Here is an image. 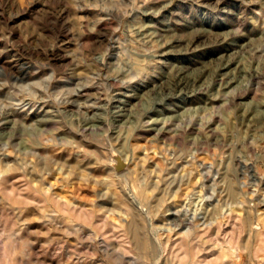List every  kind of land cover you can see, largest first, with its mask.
Listing matches in <instances>:
<instances>
[{
  "label": "rangeland",
  "instance_id": "obj_1",
  "mask_svg": "<svg viewBox=\"0 0 264 264\" xmlns=\"http://www.w3.org/2000/svg\"><path fill=\"white\" fill-rule=\"evenodd\" d=\"M262 101L264 0H0V264H119L128 220L264 264Z\"/></svg>",
  "mask_w": 264,
  "mask_h": 264
},
{
  "label": "bare ground",
  "instance_id": "obj_2",
  "mask_svg": "<svg viewBox=\"0 0 264 264\" xmlns=\"http://www.w3.org/2000/svg\"><path fill=\"white\" fill-rule=\"evenodd\" d=\"M103 20V18L97 20L95 23L96 25H98L99 23H101ZM59 21V20H58ZM57 21V23H58ZM60 25V24H59ZM63 26V25H62ZM62 28V27H61ZM14 33V32H13ZM198 41H204V38H202V35H192V37L189 39L188 42H186L185 46L182 47L185 50L186 49H194L197 47V44H195V42ZM174 44H178L179 42L177 40L174 39H166L163 40L162 44L165 47H171ZM161 44V45H162ZM180 48V49H182ZM179 50V49H178ZM167 51V50H166ZM168 51H170V49H168ZM167 51V52H168ZM138 63V62H137ZM22 64V63H21ZM24 65V64H23ZM26 67L28 68V66L24 65L21 66V71L18 74H22V76L20 78H24V75H28V71L26 70ZM180 75L179 76V81H182V83L187 82L185 79V75H183L181 72H179ZM17 77V75H15ZM20 76V75H19ZM50 77H52V72H49V74L47 75V80L45 81V85L44 88L47 89L48 88V84H49V79ZM260 74L258 71L256 72H252L251 73V79L256 83H260ZM195 79V78H194ZM178 81V82H179ZM250 84V83H249ZM250 86V85H249ZM249 86H245L243 87L241 90H238V92H233L232 95L230 96V100L231 102L234 100V98L236 96L242 95L244 94L250 87ZM255 86V85H254ZM84 89V87H81L80 89H78L77 91V95L79 92H82ZM229 101V100H228ZM264 102V101H262ZM257 109V108H256ZM254 110V109H253ZM254 113V111H253ZM250 112L246 115L247 119L248 118H254V114ZM245 120V119H244ZM241 122V121H240ZM156 133H159L161 135H163L164 130L162 128L157 129ZM193 141V140H192ZM9 147V146H8ZM205 154V153H204ZM157 158V157H156ZM155 158V159H156ZM175 160V159H174ZM10 158L9 156L5 157V167H9L10 165ZM159 159L157 160L158 163ZM121 162V166L122 165V160L116 161V167H118V164ZM240 162V159L239 161ZM126 169V168H125ZM223 170V169H222ZM224 171V170H223ZM124 173V172H123ZM224 174V172H223ZM231 183V182H230ZM262 185V184H261ZM126 186V185H125ZM130 187V186H129ZM131 189V188H130ZM134 189V188H133ZM136 190V189H134ZM223 190V189H222ZM123 191V190H122ZM129 195L132 196V199L134 201H136V203H138L137 199H136V195L134 194L133 191L128 190ZM137 191V190H136ZM3 201H1V204H9V199H5V198H1ZM216 199V198H215ZM32 207V205H31ZM228 209V208H227ZM215 210V209H214ZM133 212V211H132ZM227 213V212H226ZM215 214V213H214ZM213 214V215H214ZM228 214V213H227ZM260 214L264 217V210L260 211ZM142 215V214H141ZM223 215V214H222ZM221 215V216H222ZM122 216V215H121ZM212 216V215H211ZM225 216V215H224ZM211 218V217H210ZM45 219V218H44ZM131 219V216L130 218ZM222 219V218H221ZM233 219V217H232ZM231 219V221H233ZM146 220V219H145ZM149 220V219H148ZM251 220V219H250ZM220 221V220H218ZM224 221V220H223ZM108 222H110L108 216L103 218V225H106ZM121 222V221H120ZM26 223V222H25ZM135 223V222H134ZM131 221H124L121 223V225L123 226V231H131L132 235H131V241H133L134 243V247L131 248L130 252H127L125 250L126 246L124 245V243L122 241H110L107 238L101 236L100 239V245L102 248L109 250L111 252H114L115 254H117L118 257V263L119 264H135L137 263L138 258L142 257L145 264H206L207 262V256H208V252L205 251V246L201 245L200 246V251L196 252L195 255H190L189 251L184 250L182 253L175 251L172 246H171V242H170V233L169 230L171 229V227H166L165 229L167 230L165 233V238L162 240L160 239V237L158 238L157 236L155 237V235H150L149 233H144V231H142L135 223V225H132V229H131V224H134ZM149 223V222H148ZM143 224V223H142ZM207 224H210V222L207 221ZM115 225V224H114ZM200 225V224H199ZM149 226V225H148ZM209 226V225H208ZM217 226V225H216ZM229 226V225H227ZM223 227V226H222ZM232 227V226H231ZM230 227V228H231ZM131 230H130V229ZM147 228V227H145ZM121 229V228H120ZM233 229V228H232ZM108 229L106 228L104 231H107ZM84 232V231H83ZM229 232V231H228ZM87 233H90V230H87ZM152 233V232H151ZM222 233V232H221ZM225 233V231H224ZM207 234V233H206ZM214 245L213 248L211 249L212 255L214 256V260L216 261L214 264H220L219 258L220 255L219 253H216V249H223L224 253L226 255L230 254L231 251V247L232 244L230 243V238L228 237L226 239L225 243H221L218 237V233L216 232L214 234ZM40 241V240H39ZM211 244V243H210ZM129 246V245H128ZM131 246V245H130ZM130 248V247H128ZM209 248V247H208ZM238 251V250H237ZM210 252V253H211ZM237 256H239V252H237ZM36 257V256H35ZM209 258V257H208ZM24 260V259H23ZM90 260V259H89ZM141 261V260H140ZM25 262V261H24ZM64 262V261H63ZM225 264H232V261L226 259L225 260Z\"/></svg>",
  "mask_w": 264,
  "mask_h": 264
},
{
  "label": "water",
  "instance_id": "obj_3",
  "mask_svg": "<svg viewBox=\"0 0 264 264\" xmlns=\"http://www.w3.org/2000/svg\"><path fill=\"white\" fill-rule=\"evenodd\" d=\"M121 167V162L118 164V168Z\"/></svg>",
  "mask_w": 264,
  "mask_h": 264
}]
</instances>
